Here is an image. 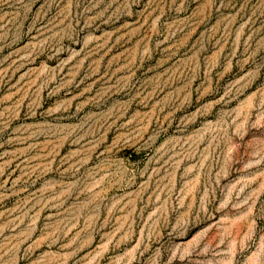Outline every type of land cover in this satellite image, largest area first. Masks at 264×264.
Listing matches in <instances>:
<instances>
[{
    "label": "rangeland",
    "instance_id": "rangeland-1",
    "mask_svg": "<svg viewBox=\"0 0 264 264\" xmlns=\"http://www.w3.org/2000/svg\"><path fill=\"white\" fill-rule=\"evenodd\" d=\"M0 264H264V0H0Z\"/></svg>",
    "mask_w": 264,
    "mask_h": 264
}]
</instances>
